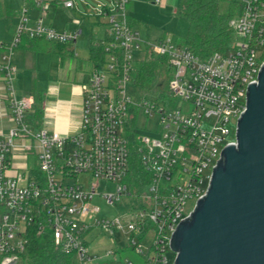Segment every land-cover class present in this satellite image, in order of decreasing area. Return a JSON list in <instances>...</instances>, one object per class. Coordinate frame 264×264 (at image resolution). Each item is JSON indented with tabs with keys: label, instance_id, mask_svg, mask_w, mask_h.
I'll return each mask as SVG.
<instances>
[{
	"label": "built area",
	"instance_id": "1",
	"mask_svg": "<svg viewBox=\"0 0 264 264\" xmlns=\"http://www.w3.org/2000/svg\"><path fill=\"white\" fill-rule=\"evenodd\" d=\"M24 1L37 10L33 25L24 5L13 37L0 41V80L11 122L0 133V264L22 259L33 230L49 232L53 249L72 255L77 264H93L97 257L88 252L87 236L95 228L111 237L120 234L119 251L128 248L142 259L125 258L124 264H173L171 236L194 207L186 209L188 200L196 202L205 193L223 147L234 143L232 120L245 110L247 87L257 81L263 64L264 0H217L238 6L230 21L233 39L225 51L205 58L165 37L142 38L130 25L127 6L133 0H112L111 10L101 6L97 12L106 17L108 38L101 42L103 59L92 63L78 85L80 120L74 132L64 133L36 128L33 98L16 93L12 55L24 36L68 44L80 30L60 31L45 23L50 3L57 0ZM60 3L75 8L72 0ZM138 52L144 60L166 59L168 94L179 100L177 106L171 99L162 98L161 104L131 99L127 87ZM133 110L158 116L156 135H128ZM132 152L144 176H131L127 184ZM101 182L116 184L115 193L99 194L107 204L131 195L136 204L113 218L98 217L92 200Z\"/></svg>",
	"mask_w": 264,
	"mask_h": 264
},
{
	"label": "water",
	"instance_id": "2",
	"mask_svg": "<svg viewBox=\"0 0 264 264\" xmlns=\"http://www.w3.org/2000/svg\"><path fill=\"white\" fill-rule=\"evenodd\" d=\"M173 264H264V61L249 84L234 143L169 244Z\"/></svg>",
	"mask_w": 264,
	"mask_h": 264
},
{
	"label": "rangeland",
	"instance_id": "3",
	"mask_svg": "<svg viewBox=\"0 0 264 264\" xmlns=\"http://www.w3.org/2000/svg\"><path fill=\"white\" fill-rule=\"evenodd\" d=\"M49 1V0H48ZM75 4V10L69 11V21L72 19L79 20L78 26H73L68 23L67 29H81L74 42V52L72 57H67L63 67L60 68L57 56L48 53H30L26 60L25 66L21 68L17 87L18 97L27 96L26 93H22L23 88H27L29 85L33 86L41 94H47V92L54 86L61 87L60 96H68V89L72 86V81L78 79V72L75 69L76 63L79 60H85L89 58V43L91 38L102 37V33L105 30V24L107 22L106 17L99 15L97 12L101 6H106L110 10L113 7L112 0H72ZM21 5L23 0H20ZM219 6L222 10L227 7V4L220 2ZM128 12L133 19V28L138 31L142 38L152 41L161 34L171 40V42L177 45H184L187 35V22L178 12L180 9V0H133L130 5L127 6ZM48 18V16H47ZM67 20V21H68ZM141 50L143 48L141 47ZM138 59L134 62L136 72L132 74L131 82L127 87V92L132 100L142 101L144 99H155L162 103L163 99H171V103L174 106L178 105L179 100L172 98L168 94L169 81L171 78V72L165 61V64L156 69L153 80L147 85L142 86L137 80V71L139 64L144 60L142 52L135 54ZM22 79L24 80V86L22 85ZM163 98V99H162ZM35 105H39L38 101ZM32 114V111H30ZM135 115L134 120H129L128 135L140 136V135H156V126L158 116L152 114L146 116L142 114L140 110H133ZM236 120H232V128L235 127ZM72 124L78 123V117L73 116L71 120ZM45 114L37 116L35 125L37 128H45ZM135 142H137L135 140ZM29 165H33L32 158L29 159ZM136 177L132 173L126 178L124 183L130 184V177ZM80 179L83 181L84 176ZM132 193L133 186L129 188ZM146 188H144L145 190ZM116 184L101 182L97 188L98 194L94 196L92 205L97 208L95 213L98 217L105 216L107 218H113L130 207L136 204L137 199L131 195L129 197L122 196L113 205H109L103 198L100 197L101 193H115ZM129 190V191H130ZM194 200H188L186 209L190 210L194 205ZM111 238L114 239L116 245L112 243ZM88 252L90 255L97 257L93 264H124L125 258L140 263L142 259L134 254V252L128 248L119 251V246L122 247L124 243L123 236L115 234L110 236L107 232L101 231L97 228L92 229L87 236ZM112 250L113 253L106 255V251Z\"/></svg>",
	"mask_w": 264,
	"mask_h": 264
},
{
	"label": "crops",
	"instance_id": "4",
	"mask_svg": "<svg viewBox=\"0 0 264 264\" xmlns=\"http://www.w3.org/2000/svg\"><path fill=\"white\" fill-rule=\"evenodd\" d=\"M60 1L61 0H57L50 3L49 9L44 15L45 23L48 26L60 31L70 32L80 30L81 34L82 31L80 28L67 29L68 23L73 26H78L80 22L79 24H74L73 20L75 19L70 21L67 19L69 18V11L75 10V8H64ZM131 2L128 5H130ZM24 5L27 7L26 15L29 19L28 25L32 26L34 23V18L37 16V10L30 2L25 3L23 0V4L21 5L20 0H0V41H8L13 37L21 9ZM128 16L130 25L133 28L134 23L132 17L130 16V12H128ZM106 29L107 25L105 24V30ZM105 30L101 35L102 37L99 36V38L96 39H102L105 35ZM164 37L165 36L161 34L152 41H157L163 39ZM33 52L44 54L48 53L57 56L60 68L63 67L67 57H72V55L75 54L74 43L59 45L57 43L45 40L30 39L24 36L20 45L14 50L12 55L13 64L17 68L14 81L17 95L18 92H20L19 88L17 87L19 82L18 77L20 75L18 71L21 70L23 65L25 66L28 55ZM92 63L93 61H91L90 58L77 61L75 69L78 72V79H74L72 81V86L70 89H68V96H60L61 87L58 85L50 89L45 95L41 94L31 85H29L27 88H23L22 93H26L28 97H32L34 100L31 111L36 115L33 117V119L36 121L37 116L40 117L41 114H45V129L57 130L60 133L74 132L77 129L80 120L81 95L78 90V85L86 80L87 75L92 67ZM22 85L24 86L23 79ZM4 96L5 92L3 90L2 81L0 80V133H5L11 124L8 117V103L4 99ZM37 101L39 104L38 106L35 105V102ZM73 116L78 117V123H71Z\"/></svg>",
	"mask_w": 264,
	"mask_h": 264
},
{
	"label": "trees",
	"instance_id": "5",
	"mask_svg": "<svg viewBox=\"0 0 264 264\" xmlns=\"http://www.w3.org/2000/svg\"><path fill=\"white\" fill-rule=\"evenodd\" d=\"M217 0H180L179 14L186 19L187 35L184 45L195 55L205 58L212 52L225 51L232 42L230 21L235 17L238 6L227 4L222 10ZM107 38V29L102 39L91 38L89 58L102 62V41ZM60 45V44H59ZM164 57L150 56L139 64L136 80L147 86L154 78L157 68L165 64ZM32 117L36 114L30 113ZM131 171L134 176H144L138 155L131 153ZM17 264H77L72 255H65L53 249L49 232L31 231L26 252Z\"/></svg>",
	"mask_w": 264,
	"mask_h": 264
}]
</instances>
